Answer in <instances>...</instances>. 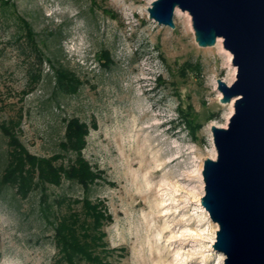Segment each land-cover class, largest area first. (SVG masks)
<instances>
[{
  "label": "rangeland",
  "instance_id": "obj_1",
  "mask_svg": "<svg viewBox=\"0 0 264 264\" xmlns=\"http://www.w3.org/2000/svg\"><path fill=\"white\" fill-rule=\"evenodd\" d=\"M154 1L0 0V121L23 112L22 142L46 156L58 151L64 119L96 120L84 155L104 171L92 196L111 216L99 264H225L212 246L219 226L202 206L203 170L217 158L212 127L227 128L235 112L236 99L221 102L218 79L232 86L237 67L223 39L199 46L189 13L178 9L174 29L151 20ZM23 19L40 41L62 26L52 50L84 83L78 95L38 86L52 70ZM4 153L0 139V173ZM53 190L82 195L70 183ZM22 205L19 212L0 202V264H64L39 194Z\"/></svg>",
  "mask_w": 264,
  "mask_h": 264
},
{
  "label": "water",
  "instance_id": "obj_2",
  "mask_svg": "<svg viewBox=\"0 0 264 264\" xmlns=\"http://www.w3.org/2000/svg\"><path fill=\"white\" fill-rule=\"evenodd\" d=\"M176 9L191 16L200 47L223 39L238 71L232 86L218 79L235 112L227 128L212 127L217 158L203 170L202 206L219 226L212 246L225 264H264V0H156L149 18L174 29Z\"/></svg>",
  "mask_w": 264,
  "mask_h": 264
},
{
  "label": "trees",
  "instance_id": "obj_3",
  "mask_svg": "<svg viewBox=\"0 0 264 264\" xmlns=\"http://www.w3.org/2000/svg\"><path fill=\"white\" fill-rule=\"evenodd\" d=\"M23 22L33 45L52 70L41 77L38 86L42 82L54 85L56 96L78 95L84 83L74 71L60 63V52L52 50L54 40H63L62 26L49 33L48 41H40L33 26L24 19ZM105 60V66L112 64L108 53ZM23 119L21 112L17 118L0 121V139L5 146L0 202L20 212L23 202L38 193L41 218L52 226L55 248L63 263L99 264V241L111 216L105 201L92 196L93 188L106 181L104 171L94 168L84 155L91 129L97 128L96 120L89 124L76 116L64 119V135L58 151L40 156L31 153L19 136ZM65 183L79 186L82 195L49 192L62 188Z\"/></svg>",
  "mask_w": 264,
  "mask_h": 264
},
{
  "label": "bare ground",
  "instance_id": "obj_4",
  "mask_svg": "<svg viewBox=\"0 0 264 264\" xmlns=\"http://www.w3.org/2000/svg\"><path fill=\"white\" fill-rule=\"evenodd\" d=\"M175 15H176V16H179V15H180V11H179L178 9H176V11H175ZM220 42H221V40H220ZM229 62H231V58L229 59ZM234 76H235V73H234V74L232 73V74L229 76V79H228V80H229V81H232V80L234 79ZM229 81H228V82H229ZM214 158H215V157H214Z\"/></svg>",
  "mask_w": 264,
  "mask_h": 264
}]
</instances>
